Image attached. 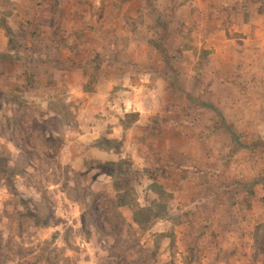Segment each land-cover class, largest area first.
Returning <instances> with one entry per match:
<instances>
[{"label":"rangeland","instance_id":"rangeland-1","mask_svg":"<svg viewBox=\"0 0 264 264\" xmlns=\"http://www.w3.org/2000/svg\"><path fill=\"white\" fill-rule=\"evenodd\" d=\"M263 3L0 0V264H264Z\"/></svg>","mask_w":264,"mask_h":264},{"label":"crops","instance_id":"crops-1","mask_svg":"<svg viewBox=\"0 0 264 264\" xmlns=\"http://www.w3.org/2000/svg\"><path fill=\"white\" fill-rule=\"evenodd\" d=\"M263 2V1H262ZM264 4V3H263ZM237 21L240 25V29H236L235 31L242 34L246 39H237L236 41H241L242 47L245 48L249 45H253V47L258 48L257 50L261 53L264 52V13H253L249 19L248 25H243V19L240 20V16L237 15ZM254 30L253 35H248V32ZM3 40V34H0V41ZM7 49L8 44H5ZM8 50V49H7ZM7 52V51H6ZM246 52V51H245ZM4 54L5 52H1L0 54Z\"/></svg>","mask_w":264,"mask_h":264},{"label":"trees","instance_id":"trees-1","mask_svg":"<svg viewBox=\"0 0 264 264\" xmlns=\"http://www.w3.org/2000/svg\"><path fill=\"white\" fill-rule=\"evenodd\" d=\"M16 57H17V54L15 52H10L8 54L7 53L6 54H2V53L0 54V60L1 61H7L8 62V61L13 60ZM137 115L138 114H136V116ZM259 147L264 149V141H259V142L254 143L253 145L250 146V149L255 150ZM102 168H103L104 174H110V171H115L117 167L115 164L112 163V164H104L102 166ZM25 264H30V263L26 262Z\"/></svg>","mask_w":264,"mask_h":264}]
</instances>
